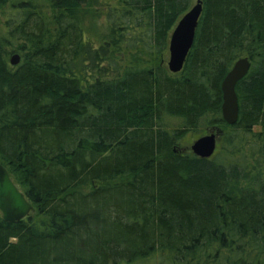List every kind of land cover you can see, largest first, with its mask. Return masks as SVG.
Masks as SVG:
<instances>
[{"label":"trees","instance_id":"16d2710c","mask_svg":"<svg viewBox=\"0 0 264 264\" xmlns=\"http://www.w3.org/2000/svg\"><path fill=\"white\" fill-rule=\"evenodd\" d=\"M35 1L0 0V163L34 208L0 212V264H264V0H202L178 73L165 58L192 0ZM241 57L229 125L221 82ZM210 129L211 157L180 145Z\"/></svg>","mask_w":264,"mask_h":264},{"label":"water","instance_id":"95a60500","mask_svg":"<svg viewBox=\"0 0 264 264\" xmlns=\"http://www.w3.org/2000/svg\"><path fill=\"white\" fill-rule=\"evenodd\" d=\"M202 13V0L195 4L179 18L173 27L168 43L167 69L171 73L181 71L185 58L193 44L195 30ZM20 56L14 54L9 59L11 65H17ZM250 62L247 57L235 61L221 82L222 104L221 116L232 125L238 118V101L235 86L248 72ZM220 129H210L195 139L190 145L191 152L201 158L212 156L217 147ZM34 210L24 193L10 177L7 169L0 163V212L7 222H16L25 218Z\"/></svg>","mask_w":264,"mask_h":264},{"label":"rangeland","instance_id":"374dc122","mask_svg":"<svg viewBox=\"0 0 264 264\" xmlns=\"http://www.w3.org/2000/svg\"><path fill=\"white\" fill-rule=\"evenodd\" d=\"M195 2H196V0H192L191 6L193 4H195ZM35 3L40 6V8L42 9L43 12H45V13L51 12L49 5L46 2L38 0V1H35ZM10 11H11V3H8L4 7L0 8V38H5V36H6L4 21L7 18ZM81 19H82L81 20L82 21L81 26L83 28L85 36L89 40H91L95 46H98L104 40H107L108 28H107V24L104 21L103 16H101L97 12H90V13H85ZM10 52L11 53L8 56L9 59L14 54H18L20 56V53L14 49H12ZM114 55H115V57H117L118 59H121V60L125 58V53L123 54L122 49H118L117 51H114ZM168 57H169V55L167 53L166 58H165V64L168 61ZM205 133H203V134H205ZM219 134H218V136H219ZM201 135H202V133L201 134L200 133H198V134L197 133H195V134L187 133L183 137V139H181L180 145L182 147L187 146L190 149V145L192 144V142ZM89 188H91V186L86 187L85 190H88Z\"/></svg>","mask_w":264,"mask_h":264}]
</instances>
